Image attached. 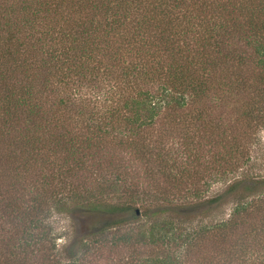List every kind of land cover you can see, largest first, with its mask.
<instances>
[{"label": "trees", "instance_id": "obj_1", "mask_svg": "<svg viewBox=\"0 0 264 264\" xmlns=\"http://www.w3.org/2000/svg\"><path fill=\"white\" fill-rule=\"evenodd\" d=\"M263 105L264 0H0V264H91L106 245L92 248L99 230L63 256L47 223L54 208L116 225L136 217V201L119 195L124 174L113 176L125 149L149 166L161 196L198 199L205 176L237 166L240 135L264 125ZM196 138L222 158L217 169ZM239 188L208 206L242 197ZM183 231L164 220L123 234L135 248L126 264H189L201 252L195 264H264V194L238 198L228 220ZM145 247L162 254L142 256Z\"/></svg>", "mask_w": 264, "mask_h": 264}, {"label": "rangeland", "instance_id": "obj_2", "mask_svg": "<svg viewBox=\"0 0 264 264\" xmlns=\"http://www.w3.org/2000/svg\"><path fill=\"white\" fill-rule=\"evenodd\" d=\"M247 41V39H242L238 42L240 51L245 52L244 56L250 53V49L246 45L248 44ZM256 71L260 73L258 69ZM226 98L227 103L223 114L227 126H232L234 123V104L230 94H227ZM262 107V114L264 115V105ZM240 136L244 138L240 143V146H242L240 147L241 155L238 160H235L237 161V166L230 167L229 164H224L221 165L222 171L214 173L213 176H205V180H202L200 184L201 197L198 199L186 195L185 191H181V195L173 192L166 196L167 198H164L160 195L159 189H154L152 185L148 184L147 171L149 166L135 154L130 153V150H121L114 157L116 167L113 169V176L115 177L119 172L124 174V177L119 182V195L123 198V202L132 198L136 201L133 210L136 217H122L126 221L116 225L117 219L114 220L113 216L106 214L76 213V215L70 217L54 208L47 223L54 229L57 236L56 249L65 256L64 251L67 248H73L75 251L79 248L81 250V248H85L83 245L87 240L91 239L89 236L99 234L95 239L97 242L102 243L92 248L99 247L97 250H100L103 244L106 245L97 256L89 258L91 264H126L131 256L135 254V248L126 246L118 241V238L123 234H136L139 229L164 220L174 221L184 229V233L190 230L197 231L202 226L228 220L238 198L243 199V201L251 200L264 194V185L260 189H256L258 193L245 191L246 187H251V183L264 180V125L253 132ZM195 142L197 148H201H198L199 152L204 155L206 160L204 164L210 168L213 166V169H217L223 162L222 158L215 160L214 150L211 149L212 147L207 140L196 138ZM175 145H179L178 141L175 142ZM177 148L178 146H174V149ZM217 152L223 156L224 151L220 150L219 147ZM103 176L110 180L113 178L112 175H105V173ZM238 182L240 184L239 191L243 192L240 193L243 194L242 197H239V195L237 198L225 197L219 205L208 206L210 200L223 195L230 185ZM159 183L164 187L161 180ZM100 192L101 190L97 188L94 192L95 196L99 195ZM1 225L2 223L0 224V236L3 234ZM94 231H98V233H90ZM205 250L204 254L210 258L217 255V250L212 242L207 244ZM161 251L162 248L145 247L141 252L142 256H148L153 252L162 254ZM196 254V257L189 264H195L198 261L197 258L203 255L202 252ZM1 256L0 253V258ZM142 256L140 258H143ZM0 261L3 262L2 259Z\"/></svg>", "mask_w": 264, "mask_h": 264}]
</instances>
